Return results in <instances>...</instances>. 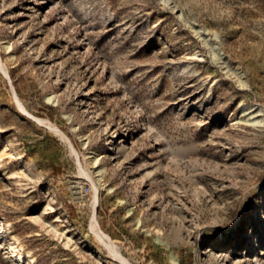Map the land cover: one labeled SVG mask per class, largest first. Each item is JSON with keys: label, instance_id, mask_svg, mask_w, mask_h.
<instances>
[{"label": "rangeland", "instance_id": "374dc122", "mask_svg": "<svg viewBox=\"0 0 264 264\" xmlns=\"http://www.w3.org/2000/svg\"><path fill=\"white\" fill-rule=\"evenodd\" d=\"M0 221V264H264V0H0Z\"/></svg>", "mask_w": 264, "mask_h": 264}, {"label": "bare ground", "instance_id": "6f19581e", "mask_svg": "<svg viewBox=\"0 0 264 264\" xmlns=\"http://www.w3.org/2000/svg\"><path fill=\"white\" fill-rule=\"evenodd\" d=\"M0 233L5 234L6 236H8L9 233H12V228H11L10 224L5 223L3 221H0ZM249 234H250V232H249ZM249 234H248V237L250 238L251 234L250 235ZM226 239H224V240H226ZM112 251L117 255V252L115 250L112 249Z\"/></svg>", "mask_w": 264, "mask_h": 264}]
</instances>
